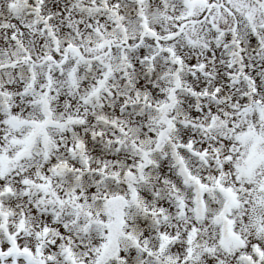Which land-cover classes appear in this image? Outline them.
<instances>
[{"label":"snow or ice","instance_id":"1","mask_svg":"<svg viewBox=\"0 0 264 264\" xmlns=\"http://www.w3.org/2000/svg\"><path fill=\"white\" fill-rule=\"evenodd\" d=\"M0 264H264V0H0Z\"/></svg>","mask_w":264,"mask_h":264}]
</instances>
